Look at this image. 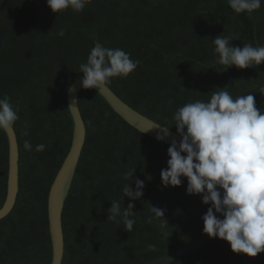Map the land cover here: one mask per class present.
<instances>
[{"label":"trees","instance_id":"1","mask_svg":"<svg viewBox=\"0 0 264 264\" xmlns=\"http://www.w3.org/2000/svg\"><path fill=\"white\" fill-rule=\"evenodd\" d=\"M0 18L6 31L0 98L7 95L18 109L14 129L20 155L17 201L0 220V264H52L47 204L72 143L68 90L83 77L80 64L87 62L96 40L140 62L127 78L108 86L166 127L174 125L179 107L207 101L210 92L226 86L233 97L253 94L264 110V64L220 70L212 42L221 34L232 36L233 46L264 45V3L247 15L236 14L227 0H91L82 12L57 14L47 0H0ZM78 104L87 139L63 211L62 264H143L200 237L210 205L187 193L186 178L178 187L162 184L170 145L131 127L94 89H83ZM26 140L31 151L23 147ZM38 144L45 150L37 152ZM8 167V136L0 132V209ZM126 172H134V189L135 179L144 182L140 200L124 197L123 186L132 182L124 179ZM112 200L122 210L135 204L131 232L108 220ZM152 206L165 210V218H155ZM150 244L155 251L148 250ZM170 264H264V252L237 254L217 237Z\"/></svg>","mask_w":264,"mask_h":264},{"label":"clouds","instance_id":"2","mask_svg":"<svg viewBox=\"0 0 264 264\" xmlns=\"http://www.w3.org/2000/svg\"><path fill=\"white\" fill-rule=\"evenodd\" d=\"M90 2L47 0V5L53 13L68 9L79 13ZM227 3L236 14L251 15L261 8L264 0H227ZM64 34L63 30L59 32L60 36ZM212 42L220 70L227 71L233 66L241 70L258 68L264 64V45L233 46V37L221 34ZM139 63L123 49L106 47L96 40L87 62L80 64L82 87L104 88L115 78H127ZM217 89L209 93L207 101L189 102L175 111L173 126L182 139L179 142L173 139L168 148L167 168L161 171L162 184L178 187L186 178L187 193L202 196V202L210 205L202 217L203 232L229 242L234 253L257 257L264 252V110L257 108L251 93L233 97L227 86ZM260 93L264 94V88ZM18 120V109L10 97L0 98V132L14 128ZM172 127L159 125L157 140H165ZM23 134H29L27 126ZM23 147L32 150L27 140ZM45 147L38 144L35 150L41 152ZM134 172L124 174V179L131 177L132 182L122 189L124 197L131 201L140 200L145 187L139 179L134 181L135 189L132 187ZM110 202L108 220L122 222L125 231L131 232L135 220L130 217L134 215L135 204L129 203L122 210L119 201ZM151 212L155 218H165V210L152 206ZM148 222L151 223V218ZM148 250L155 251L156 246L150 244Z\"/></svg>","mask_w":264,"mask_h":264},{"label":"water","instance_id":"3","mask_svg":"<svg viewBox=\"0 0 264 264\" xmlns=\"http://www.w3.org/2000/svg\"><path fill=\"white\" fill-rule=\"evenodd\" d=\"M5 44L6 31L3 21L0 18V54ZM82 80L83 77L77 79L68 90V106L74 123L72 143L51 185L48 195L47 214L52 242V264H62L63 262L65 251L63 211L87 139L85 121L78 104L79 94L84 89L82 87ZM94 90H96L111 108L131 127L157 140L156 137L160 130L157 127H159V125H164L135 110L123 101L109 86ZM170 132L171 134L161 142L171 145L173 139L177 142L182 139L176 131L171 129ZM6 133L9 142V167L6 200L3 207L0 209V220L5 218L14 209L19 192V143L14 128L9 129ZM220 218L223 219L222 216H220ZM212 239V237L203 233L193 242L143 264H170L179 258L197 251Z\"/></svg>","mask_w":264,"mask_h":264}]
</instances>
